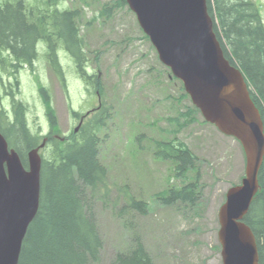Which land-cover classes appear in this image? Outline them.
<instances>
[{
  "label": "rangeland",
  "instance_id": "1",
  "mask_svg": "<svg viewBox=\"0 0 264 264\" xmlns=\"http://www.w3.org/2000/svg\"><path fill=\"white\" fill-rule=\"evenodd\" d=\"M81 1L65 0L61 7L83 9L80 33L86 40L89 72L102 79V101L112 110L100 148L101 162L109 171V196L96 202L104 242L101 264H111L117 252L128 250L134 236L141 239L154 264H223L219 212L229 188L245 175L241 144L206 123L198 113L178 132L176 124L182 123L181 114L192 103L182 83L160 62L135 14L124 8L102 16L103 7L115 0H87L88 5ZM255 1L264 20V0ZM64 65L68 95L50 65L37 64L35 76L50 90L58 133L72 137L80 120L72 110L86 114L98 105V98L95 91L89 94L87 85L75 75L72 60ZM0 74V111L5 117L11 109L10 99L5 97L11 92L12 79L2 71ZM35 76L22 72L17 99L30 107L31 131L45 137L50 127ZM174 137L200 158L203 193L197 207H166L155 202L157 193L182 185L173 177L170 164L155 159L153 154L156 141ZM52 150L49 144L41 153L48 157ZM129 195L147 202L148 212L122 211Z\"/></svg>",
  "mask_w": 264,
  "mask_h": 264
},
{
  "label": "trees",
  "instance_id": "2",
  "mask_svg": "<svg viewBox=\"0 0 264 264\" xmlns=\"http://www.w3.org/2000/svg\"><path fill=\"white\" fill-rule=\"evenodd\" d=\"M63 1L0 0V71L14 81L15 90H19L22 72L35 76V66L42 59L64 77L58 60L61 50L71 54L78 70L90 64L80 33L83 9L61 7ZM81 2L89 4L87 0ZM124 8H128L126 0H115L105 5L100 14L111 16ZM208 11L226 58L244 75L264 122V22L259 6L255 0H208ZM34 78L47 111L50 133L46 138L53 150L43 159L40 209L28 229L19 264H101L104 242L96 202L106 199L109 189L108 170L101 163L99 147L101 132L112 119L110 107L103 104V109L72 139L57 140L53 135L58 133V118L50 91L39 77ZM95 87L103 90L99 81ZM18 105L14 122H5L0 114V129L26 164L27 152L36 148L42 137L28 127V106ZM196 111L189 109L183 115L190 119ZM186 124L187 121L179 129ZM154 155L169 163L173 177L182 181L180 187L160 192L155 201L166 207H197L203 193L200 158L176 137L156 142ZM259 182L260 191L244 221L256 236L260 264H264V163ZM148 209L147 202L129 195L122 211L146 214ZM130 245L128 250L117 252L111 264H154L139 237L134 236Z\"/></svg>",
  "mask_w": 264,
  "mask_h": 264
},
{
  "label": "water",
  "instance_id": "3",
  "mask_svg": "<svg viewBox=\"0 0 264 264\" xmlns=\"http://www.w3.org/2000/svg\"><path fill=\"white\" fill-rule=\"evenodd\" d=\"M161 61L184 82L205 119L237 138L246 154V175L221 207L219 239L224 264H260L258 245L245 223L259 191L264 163V122L244 75L226 58L214 31L208 0H126ZM28 168L0 131V264H19L24 239L38 214L40 148Z\"/></svg>",
  "mask_w": 264,
  "mask_h": 264
}]
</instances>
